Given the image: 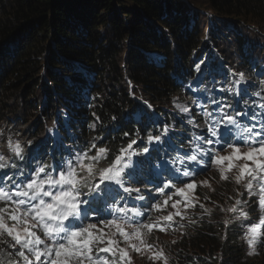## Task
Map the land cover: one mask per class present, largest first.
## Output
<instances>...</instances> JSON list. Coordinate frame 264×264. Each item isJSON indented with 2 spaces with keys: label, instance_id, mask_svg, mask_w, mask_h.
I'll return each instance as SVG.
<instances>
[{
  "label": "trees",
  "instance_id": "obj_1",
  "mask_svg": "<svg viewBox=\"0 0 264 264\" xmlns=\"http://www.w3.org/2000/svg\"><path fill=\"white\" fill-rule=\"evenodd\" d=\"M212 66L218 80L230 66L238 67V73L251 74L245 76L250 93L264 94V0H0V155L17 166L0 170V182L10 185L9 177L19 181L20 172L39 163L55 167L62 158L69 159L67 145L78 143L84 150L96 143L97 148L109 149L108 160L100 164L107 166L132 138L162 134L169 124L172 144L151 152L153 157L167 156L168 148L183 146L178 130L185 122L175 119L172 131L174 117L165 106L181 94L185 83L197 77V83L207 81ZM144 108L148 121L140 122L135 115ZM12 123L17 129L11 130ZM8 139L21 141L23 161L8 150ZM193 151L187 145L182 149L187 153L185 162ZM152 165L145 162L128 176L126 186L136 188L143 179L140 175L148 177ZM204 178L218 186L213 192L198 190L192 208L183 209L182 201L186 216L174 228L181 240L174 243L166 235L160 237L173 253L164 252L167 264H264V249L251 256L245 252L248 220L225 211L233 197L218 167L198 171L184 182L194 180L198 186ZM238 193L234 191V196ZM240 193L245 201L243 185ZM136 196L131 194V202ZM152 196L163 205L168 193L138 200L144 206L141 211ZM200 204L212 211L205 212ZM239 207L248 214L252 211L246 204ZM161 209L141 219L153 222L164 212ZM132 261L164 264L163 259Z\"/></svg>",
  "mask_w": 264,
  "mask_h": 264
},
{
  "label": "snow or ice",
  "instance_id": "obj_2",
  "mask_svg": "<svg viewBox=\"0 0 264 264\" xmlns=\"http://www.w3.org/2000/svg\"><path fill=\"white\" fill-rule=\"evenodd\" d=\"M231 75L233 77L231 86L222 90L240 97L251 114L250 111H237L232 105L211 100L210 103L215 104L216 108L212 112L203 113L208 117L205 129L207 138L195 137L198 143L187 160L200 164L203 162L202 158L207 157L211 165L218 167L221 180L234 179L236 184H243L250 196L258 195L257 208L264 212V111L257 113L253 110L256 107L264 110V103L256 105L254 101L249 104L248 100H243L247 91L242 90L240 86L247 83L245 75L235 72ZM255 95L261 97V92H256ZM195 103L193 101V104ZM200 106L204 107L203 104ZM175 107L184 114L190 111L188 107L179 103L175 104ZM169 131L165 125L162 135H167ZM125 136L128 134L125 133ZM161 138V135L149 134L147 143L150 145L160 142ZM5 143L8 150L23 161L24 149L20 141L13 142L8 139ZM136 143V140H130L126 147L121 146L107 166L101 167L100 164L102 160L107 159L109 149L97 148L92 144L87 150L73 153L67 160L62 158L55 167L39 163L27 173L20 172L19 181L9 177L10 185L6 186L5 182H0V202L4 204V207H0V246H3L7 264H133L129 249L136 253L143 250L151 251L154 246L147 243V235L154 228L160 231H166V228L133 218H142L146 212L160 210L168 205L172 196H168L163 205L157 196L150 197L152 202L144 211L138 207L129 208L126 203L124 206L115 203L117 197L124 201L125 197L121 193L131 197L135 192L137 200H145V196L139 194L141 190L126 186L129 182L124 179L125 175L132 177L135 172L136 165L133 164L132 158L149 151L148 147L143 149V153L134 151L133 145ZM242 145L247 147V151L241 152ZM225 149L231 151L227 155H221V151ZM93 150L95 155H90ZM234 160H243L244 163L234 164ZM176 161L180 165L185 164V159L177 156L173 161V167L166 169L169 171L168 180H160L156 187L158 194L162 195L165 190L174 189L181 197L171 203L175 212L160 218L168 225L174 224L177 216L181 220L185 218L186 212L179 207L182 201L183 209L192 208L197 203L188 192L194 191L197 187L195 181L185 183L180 179V176L192 177L195 173L175 166ZM9 167L17 166L0 155V170ZM234 169L236 174L230 176ZM173 180L183 183L184 186L176 188ZM238 195L241 199H236L225 211L239 213L240 216L249 219L248 213L239 207L246 204L242 199L243 193ZM108 200L113 201V204L110 211L104 212L99 205ZM199 206L204 208L203 204ZM204 210L208 213L212 211L207 208ZM115 213L120 215L115 216ZM106 216L112 218L107 219ZM92 220L97 222H91ZM189 221L195 223L190 217ZM224 224L227 227L229 221L225 220ZM261 225H264V217L259 223H251L248 228L250 238L247 243L250 248L261 235L259 232ZM117 236L121 239H117ZM121 240L125 247L120 246ZM248 254H255V249ZM149 258L163 259L164 264H167V258L162 250L153 252ZM0 264L5 262L0 260Z\"/></svg>",
  "mask_w": 264,
  "mask_h": 264
},
{
  "label": "rangeland",
  "instance_id": "obj_3",
  "mask_svg": "<svg viewBox=\"0 0 264 264\" xmlns=\"http://www.w3.org/2000/svg\"><path fill=\"white\" fill-rule=\"evenodd\" d=\"M249 26L253 27V28H258L257 25H250ZM49 42V41H48ZM48 44V43H47ZM52 45V44H51ZM54 46V45H53ZM44 58H46V53H44ZM208 62L211 61L210 59L207 60ZM238 73V67H233L230 66L229 68H227L223 74L221 75L222 80H218L219 77H216V73L214 71V67L212 66L208 72L209 74V79L207 81L202 80L200 83H196L195 81H197L198 78H195L193 81L187 82L183 85L182 87V92L180 95H178L175 98L171 99V103L170 106H165L166 108L170 109L172 111L173 114V121L171 122V129L172 131H176V121L175 119H182L185 123H187L190 128H197L199 126L200 123L196 122L194 118H192L193 114H194V105H193V101H195V99L197 98V96H200L202 98L205 97H212V98H216L217 101H221L220 97L221 96H228V99H226L227 97H224V100L222 101H228L229 103L233 101V99L230 97L231 92H228L226 90H222V89H227L228 87H230V81L232 80V73ZM180 97V98H179ZM181 104L183 106H186L190 109L189 113L184 114L181 113L179 111V109H177L175 107V104ZM144 106H146V108H150L149 105L144 103ZM147 110L144 108L142 109L140 112H138L135 116L138 118V120L140 122H146L148 121L146 115ZM179 114V115H178ZM184 115V116H183ZM181 116V117H180ZM169 128V124L167 126ZM149 134L144 135H140L137 137L132 138L131 140H136L137 143L133 146V150L138 152V153H143V149L145 147L149 148V151L147 153H143L142 155L139 156H134L132 158V162L133 164L136 165L135 171H139L142 168V165L147 162L148 158L150 157V152L151 151H155L158 148H162L163 146H165L166 144L170 143L171 140L173 139V136H171V134H167V135H162L161 133H157L154 132L152 133V135H161V141L160 142H154L152 144H148L147 143V136ZM184 140V144L183 146H181V149H185L186 145H187V139L186 137H182ZM155 148V149H154ZM84 150V149H82ZM247 151V148H243L241 149V152ZM230 152V151H229ZM229 152L226 153H221V155H227ZM90 155H93L90 153ZM95 155V154H94ZM139 162V163H137ZM227 162H225L226 164ZM234 164H243L244 161L243 160H234L233 161ZM251 163V162H249ZM218 172V171H215ZM236 174V170L234 169L232 173H230V176H234ZM125 181H128V176L125 175L124 176ZM191 182V181H190ZM229 182V183H228ZM243 184H236L234 179H230L229 181L226 182V188L229 189L230 191H232V197L233 200L232 202H229L230 206L233 205L235 203L236 199H241L240 195H236L234 196V191L239 190L240 192V188ZM255 185V182H254ZM218 186L216 183H212L210 180H208L207 178L201 179L198 181V186L195 188V190H188L189 195L193 196L194 198H196V193L198 190H206V191H214V187ZM256 186V185H255ZM133 189H136L134 187H131ZM258 203V202H257ZM251 206V205H249ZM0 207H4V204L2 202H0ZM235 215H237V213H235ZM249 219L247 220H254V219H260L259 218H253L251 213L248 214ZM252 218V219H251ZM253 223V222H251ZM249 223L244 230V235H245V242L244 243V249L247 255H249L248 253L250 251H252V249H255V253H262V250L264 249V242H260L257 243L255 242L254 245L252 246V248L249 247L247 240L250 238V234L248 233V228L250 226ZM261 228V227H260ZM259 228V230H260ZM39 234V233H38ZM117 238V237H116ZM118 239V238H117ZM258 245H262V247H259ZM253 255V254H252ZM251 256V255H250ZM140 260L146 262V259H144L143 257L139 258Z\"/></svg>",
  "mask_w": 264,
  "mask_h": 264
},
{
  "label": "clouds",
  "instance_id": "obj_4",
  "mask_svg": "<svg viewBox=\"0 0 264 264\" xmlns=\"http://www.w3.org/2000/svg\"><path fill=\"white\" fill-rule=\"evenodd\" d=\"M258 27V26H257ZM259 29V27L257 28ZM260 30V29H259ZM260 76V75H259ZM260 78V77H259ZM182 92V90H181ZM211 97H207V99H210ZM168 144H172V142L168 143ZM169 151L167 152V156L172 162L176 159V147L175 149H170L168 148ZM169 176V174H168ZM240 193V192H239ZM241 198V197H240ZM175 199H172L167 206H163L164 209V214L160 216V218H162L163 216H167L170 212H175V209H173L171 207V203L174 201ZM256 206V203H253ZM181 206V205H180ZM179 206V207H180ZM179 217H175V221L178 219ZM147 223V222H144ZM154 224V223H153ZM155 224H159L162 227L166 228V231H160L157 228H154L146 237L147 239V243L153 245V249L151 251L149 250H143L141 253H136L134 251H131V249H129L130 252V256L132 257V259H139L140 257H143L144 259L147 260L149 259V257L152 255L153 252L155 251H165L168 254H173L170 250V248L165 244L164 240L162 238H160L162 235H166L167 238L172 239V241L174 243L179 242V240H181V238L175 239L176 237H178V234L170 231V229H168V225L167 224H163L161 222L155 223ZM147 231V230H144ZM180 237V236H179ZM126 245L124 244L123 247H125ZM0 259H2L5 264H7V257L6 254L4 252L3 246H0Z\"/></svg>",
  "mask_w": 264,
  "mask_h": 264
},
{
  "label": "bare ground",
  "instance_id": "obj_5",
  "mask_svg": "<svg viewBox=\"0 0 264 264\" xmlns=\"http://www.w3.org/2000/svg\"><path fill=\"white\" fill-rule=\"evenodd\" d=\"M206 21V20H205ZM201 23V22H200ZM202 26V25H201ZM245 28V27H244ZM243 28V29H244ZM249 28V27H248ZM238 32V31H237ZM243 34V33H242ZM218 35V34H217ZM253 36V35H252ZM203 37V36H202ZM201 37V38H202ZM244 37V36H243ZM251 37V36H250ZM252 39H254V37L252 38ZM235 43V42H234ZM231 45V44H230ZM235 45V44H234ZM223 46V45H222ZM224 48V47H223ZM210 56H211V54H210ZM236 56V55H235ZM232 57V56H231ZM203 61V60H202ZM249 62V61H248ZM195 68V67H194ZM195 69H197V68H195ZM191 78V77H190ZM263 78V77H262ZM185 81V80H184ZM94 82V81H93ZM132 82V81H131ZM262 82V81H261ZM248 85H249V82H248ZM82 88V87H81ZM86 88V87H85ZM102 88V87H101ZM144 92V91H143ZM104 93V92H103ZM103 93H101V94H103ZM134 93H135V91H134ZM93 94V93H92ZM98 94V93H97ZM136 94H137V92H136ZM173 94V93H172ZM174 95V94H173ZM131 98V97H130ZM180 98V97H179ZM86 100H88V99H86ZM90 100H91V98H90ZM93 100V99H92ZM170 100V99H169ZM85 101V100H84ZM163 102V101H162ZM87 103V102H86ZM164 103V102H163ZM170 104V103H169ZM165 106V105H164ZM102 109V108H101ZM195 114H196V111H194V114H193V118H195L194 116H195ZM150 115V114H149ZM179 115V114H178ZM181 117V116H180ZM5 119H7V118H5ZM102 120V119H101ZM5 121H7V120H5ZM10 121V120H9ZM8 121V122H9ZM4 122V121H3ZM20 123H21V121H20ZM19 123V124H20ZM103 124V123H102ZM4 125V124H3ZM8 125H10V124H8ZM7 125V126H8ZM21 125V124H20ZM5 126H6V123H5ZM14 127V125H13V123H12V125H11V130L13 129V127ZM99 126V125H98ZM108 126V125H107ZM4 128V127H3ZM7 129H8V127H6ZM14 128H16V127H14ZM19 128V127H18ZM21 128V127H20ZM22 128H24V126H22ZM17 129V128H16ZM10 130V129H9ZM21 131V130H20ZM23 131V130H22ZM21 131V132H22ZM25 131H27V130H25ZM24 131V132H25ZM6 132H8V130L6 131ZM6 132H4V133H6ZM18 132V131H17ZM3 133V132H2ZM93 133V132H92ZM102 133V132H101ZM100 133V134H101ZM90 134V133H89ZM99 134V133H98ZM123 134V133H122ZM3 135V134H2ZM50 135V134H49ZM26 136V135H25ZM145 136V135H144ZM172 136V135H171ZM27 139V138H26ZM34 139V138H33ZM78 139V138H77ZM92 139V138H91ZM22 140V139H21ZM108 140V139H107ZM14 141V140H13ZM20 141V140H19ZM25 141H27V140H25ZM21 142V141H20ZM32 142V141H31ZM26 143H28V142H26ZM26 143L25 144H23L24 146H27L26 145ZM108 143V142H107ZM117 143V142H116ZM33 144V143H32ZM45 145V144H44ZM96 145H97V143H96ZM106 145V144H105ZM134 146V145H133ZM1 147V146H0ZM33 147V146H32ZM42 147V146H41ZM25 148V147H24ZM31 148V147H30ZM155 149V148H154ZM28 150V149H27ZM61 151V150H60ZM58 152V151H57ZM31 153V152H30ZM59 153H62V152H59ZM110 153H112V152H110ZM27 154V153H26ZM32 154V153H31ZM30 154V155H31ZM63 154V153H62ZM92 154H95V153H92ZM66 155V154H65ZM111 155V154H110ZM29 156V155H28ZM67 156V155H66ZM109 156V155H108ZM32 158V157H31ZM108 160V159H107ZM17 168V167H16ZM201 193V192H200ZM203 195V194H202ZM213 195V194H212ZM207 196V195H206ZM223 196V195H222ZM213 197V196H212ZM214 198V197H213ZM221 198V197H220ZM201 199V198H200ZM117 202H121V200H120V198L119 197H117V200H116ZM214 204V203H213ZM187 210V209H186ZM196 213V212H195ZM209 217V216H208ZM214 220V219H213ZM147 221V220H146ZM185 229V228H184ZM190 229V228H189ZM187 230V229H186ZM183 242V241H182Z\"/></svg>",
  "mask_w": 264,
  "mask_h": 264
}]
</instances>
